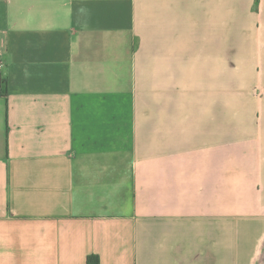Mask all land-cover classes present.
I'll return each mask as SVG.
<instances>
[{"label": "crops", "instance_id": "0c3cea01", "mask_svg": "<svg viewBox=\"0 0 264 264\" xmlns=\"http://www.w3.org/2000/svg\"><path fill=\"white\" fill-rule=\"evenodd\" d=\"M244 31L264 0H0V264H264L262 159L177 99Z\"/></svg>", "mask_w": 264, "mask_h": 264}, {"label": "rangeland", "instance_id": "374dc122", "mask_svg": "<svg viewBox=\"0 0 264 264\" xmlns=\"http://www.w3.org/2000/svg\"><path fill=\"white\" fill-rule=\"evenodd\" d=\"M248 18V26L254 28L255 16ZM235 26L237 25L233 24V31L237 28ZM238 34L235 30L233 39ZM248 34L244 31L243 43H231L230 58L224 57L223 43L217 46L214 57L210 54L209 57L199 58V78L195 72L196 62L193 65L186 64L184 78L177 82L183 84L185 93L187 90L188 92L177 99L184 104L182 114L185 119L195 114L192 110L195 106L200 108L198 114L201 120L206 115L210 119L214 114L211 112V105L215 103L217 126L221 125V119L226 120L225 125L228 127L224 130L226 134L231 132L232 143L246 142L248 152L257 154L264 163V43H256L257 34L254 31L249 34L252 41L246 43ZM211 44L208 43V46ZM203 45L206 47L207 43ZM193 66L192 75L190 71ZM187 75L193 76V79H188ZM215 130L223 133L222 128L217 127ZM254 141L258 142V148L252 147Z\"/></svg>", "mask_w": 264, "mask_h": 264}, {"label": "built area", "instance_id": "2783aa9c", "mask_svg": "<svg viewBox=\"0 0 264 264\" xmlns=\"http://www.w3.org/2000/svg\"><path fill=\"white\" fill-rule=\"evenodd\" d=\"M2 63L0 61V74H1ZM3 90V84L0 82V91Z\"/></svg>", "mask_w": 264, "mask_h": 264}, {"label": "trees", "instance_id": "16d2710c", "mask_svg": "<svg viewBox=\"0 0 264 264\" xmlns=\"http://www.w3.org/2000/svg\"><path fill=\"white\" fill-rule=\"evenodd\" d=\"M92 259V257H89V260H91ZM96 264V263H95Z\"/></svg>", "mask_w": 264, "mask_h": 264}]
</instances>
